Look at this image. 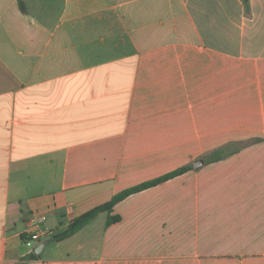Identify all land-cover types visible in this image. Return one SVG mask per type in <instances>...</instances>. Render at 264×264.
I'll use <instances>...</instances> for the list:
<instances>
[{
	"label": "crops",
	"instance_id": "1",
	"mask_svg": "<svg viewBox=\"0 0 264 264\" xmlns=\"http://www.w3.org/2000/svg\"><path fill=\"white\" fill-rule=\"evenodd\" d=\"M0 264H264V0H0Z\"/></svg>",
	"mask_w": 264,
	"mask_h": 264
},
{
	"label": "trees",
	"instance_id": "2",
	"mask_svg": "<svg viewBox=\"0 0 264 264\" xmlns=\"http://www.w3.org/2000/svg\"><path fill=\"white\" fill-rule=\"evenodd\" d=\"M22 8V6H20ZM255 141H249V142H237V143H228L223 146L218 147L217 149L211 151L208 155L205 156L204 160L206 164L219 162L235 153H237L241 147L250 144ZM192 170L191 166H184L182 168H179L175 171H172L168 174H165L163 176H160L158 178H155L151 181L141 183L137 186L128 188L124 191L119 192L115 196H113L108 202L101 204L99 206H96L85 213L75 217L73 220L69 222L66 229L62 231L59 234L54 235L56 237L57 241H61L64 239H67L77 232H79L81 229H83L86 225H88L98 214L102 212L108 213V219H107V226H110L112 224H115L120 221V217L118 216H112L111 213L113 211V208L116 204L119 202L129 198L130 196L136 195L138 193H141L145 190L151 189L153 187H156L162 183H165L169 180H172L176 177L182 176ZM22 240L25 243L26 240H32L29 234H24L22 236ZM38 243L41 242L40 240H37ZM38 256L34 253V251L26 256V260H35Z\"/></svg>",
	"mask_w": 264,
	"mask_h": 264
},
{
	"label": "water",
	"instance_id": "3",
	"mask_svg": "<svg viewBox=\"0 0 264 264\" xmlns=\"http://www.w3.org/2000/svg\"><path fill=\"white\" fill-rule=\"evenodd\" d=\"M203 165V161L202 160H198L196 161L194 164H193V167L195 170H197L199 167H201ZM56 241V237H52V238H49V239H46L44 241H41L39 242L38 244H36V246L34 247V253L36 255H39L43 249L49 245L50 243Z\"/></svg>",
	"mask_w": 264,
	"mask_h": 264
},
{
	"label": "built area",
	"instance_id": "4",
	"mask_svg": "<svg viewBox=\"0 0 264 264\" xmlns=\"http://www.w3.org/2000/svg\"><path fill=\"white\" fill-rule=\"evenodd\" d=\"M44 220V218L43 217H37L36 219H35V222L36 223H40V222H42ZM30 237L32 238V240H26L25 241V246L28 248V254H30V253H32L33 252V250H34V247L36 246V244H37V240H38V237L36 236V235H30Z\"/></svg>",
	"mask_w": 264,
	"mask_h": 264
}]
</instances>
